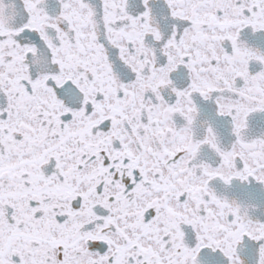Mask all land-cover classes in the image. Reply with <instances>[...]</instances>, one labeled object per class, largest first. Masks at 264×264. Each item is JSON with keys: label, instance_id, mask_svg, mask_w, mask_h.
I'll return each mask as SVG.
<instances>
[{"label": "snow or ice", "instance_id": "1", "mask_svg": "<svg viewBox=\"0 0 264 264\" xmlns=\"http://www.w3.org/2000/svg\"><path fill=\"white\" fill-rule=\"evenodd\" d=\"M0 264H264V0H0Z\"/></svg>", "mask_w": 264, "mask_h": 264}]
</instances>
